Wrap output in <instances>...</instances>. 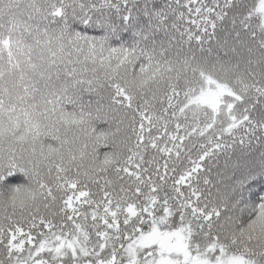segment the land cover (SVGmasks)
I'll list each match as a JSON object with an SVG mask.
<instances>
[{
	"label": "snow or ice",
	"instance_id": "6c2138e0",
	"mask_svg": "<svg viewBox=\"0 0 264 264\" xmlns=\"http://www.w3.org/2000/svg\"><path fill=\"white\" fill-rule=\"evenodd\" d=\"M0 264H264V0H0Z\"/></svg>",
	"mask_w": 264,
	"mask_h": 264
}]
</instances>
